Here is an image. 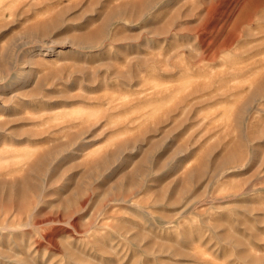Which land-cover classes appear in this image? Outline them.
<instances>
[{
	"label": "rangeland",
	"instance_id": "374dc122",
	"mask_svg": "<svg viewBox=\"0 0 264 264\" xmlns=\"http://www.w3.org/2000/svg\"><path fill=\"white\" fill-rule=\"evenodd\" d=\"M0 264H264V0H0Z\"/></svg>",
	"mask_w": 264,
	"mask_h": 264
},
{
	"label": "bare ground",
	"instance_id": "6f19581e",
	"mask_svg": "<svg viewBox=\"0 0 264 264\" xmlns=\"http://www.w3.org/2000/svg\"><path fill=\"white\" fill-rule=\"evenodd\" d=\"M1 250V249H0ZM16 254H12V252H7V251H4V252H1L0 253V258H12L13 256H15Z\"/></svg>",
	"mask_w": 264,
	"mask_h": 264
}]
</instances>
